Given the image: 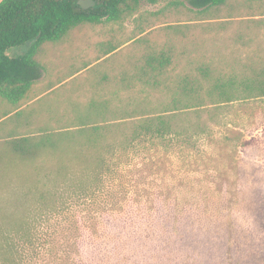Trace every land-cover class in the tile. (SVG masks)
Masks as SVG:
<instances>
[{"label": "rangeland", "instance_id": "obj_1", "mask_svg": "<svg viewBox=\"0 0 264 264\" xmlns=\"http://www.w3.org/2000/svg\"><path fill=\"white\" fill-rule=\"evenodd\" d=\"M136 45H200L199 58L173 60L170 78L196 73L201 62L224 75L244 76L252 64H264V0H226L207 14L184 0H141L119 22L75 28L65 40L44 45L48 70L31 101L15 108L0 99V140L29 114L60 107L69 86L99 68H117ZM28 47L8 48L5 55L19 56ZM114 48L103 56L102 49ZM217 119L208 133L192 139L168 136L116 152L109 172L88 194L79 187L77 168L59 176L53 157L30 175L0 159V226H9L12 207L32 210L39 237L71 238L69 230L79 225L86 251L107 254L111 264H200L226 255L225 243L255 228L248 210L264 204V96L228 102ZM43 188L46 196L38 197ZM47 262L53 263L52 256Z\"/></svg>", "mask_w": 264, "mask_h": 264}, {"label": "trees", "instance_id": "obj_2", "mask_svg": "<svg viewBox=\"0 0 264 264\" xmlns=\"http://www.w3.org/2000/svg\"><path fill=\"white\" fill-rule=\"evenodd\" d=\"M140 1L94 0L93 6L83 9L78 0H1L0 99L15 108L23 107L32 100L39 88L36 82L48 70L44 45L65 40L78 27L119 22L134 14ZM184 1L197 14L214 12L226 4V0ZM141 34L129 40H137ZM23 44L29 46L24 54L5 55L8 48ZM135 47L123 57L126 60H119L117 68H99L76 87L69 86L70 92L61 94L60 107L29 114L20 124L14 123L0 140V159L30 175L53 157L59 176L67 178L70 169L77 168L79 187L88 194L94 191L92 184L107 175L112 164L110 156L116 152H127L145 140L168 136L192 139L206 134L212 124L218 123V114L226 103L264 96V64H252L244 76H238L234 72L224 75L201 62L196 73L170 78L173 60L199 58L196 51L200 45ZM115 49H102L103 56ZM81 89L83 92L78 93ZM156 93L161 96L154 100ZM46 192L43 188L38 197L44 198ZM249 211L255 227L252 233L239 239L242 242L225 243L226 255L201 259L200 264H264V204ZM8 217L9 226H0V264H51L47 262L49 256L52 264H111L107 254L86 251V242L77 233L79 225L69 230L75 234L71 238H45L37 236L32 210L12 207ZM58 228L51 232L57 233ZM91 229L94 233L93 225Z\"/></svg>", "mask_w": 264, "mask_h": 264}, {"label": "water", "instance_id": "obj_3", "mask_svg": "<svg viewBox=\"0 0 264 264\" xmlns=\"http://www.w3.org/2000/svg\"><path fill=\"white\" fill-rule=\"evenodd\" d=\"M78 4L83 8L86 9L91 7L95 4L94 0H78Z\"/></svg>", "mask_w": 264, "mask_h": 264}]
</instances>
